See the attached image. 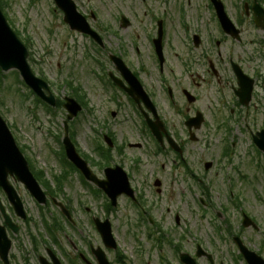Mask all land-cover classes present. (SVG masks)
I'll return each instance as SVG.
<instances>
[{
  "label": "rangeland",
  "instance_id": "rangeland-1",
  "mask_svg": "<svg viewBox=\"0 0 264 264\" xmlns=\"http://www.w3.org/2000/svg\"><path fill=\"white\" fill-rule=\"evenodd\" d=\"M2 1L5 4L3 13L8 24L19 34L21 40L27 41V62L31 70L37 77L46 80L55 99L70 97L74 89L84 96L85 108L69 122V135H73L72 142L76 143L77 149L101 166L100 157H96L93 149L101 144L105 146L102 135L107 132L112 134L114 143L118 146L120 143L145 145L135 149L124 146L122 155L113 150L110 161L131 170L134 160H140V173L135 174L132 182L135 186L139 183L145 206L151 210L152 218L158 222L153 227L146 223L141 224L138 212L127 200L119 199L117 207L112 211L113 215L109 216L118 246L116 251L106 252L110 264H178L177 257L170 255L172 249L167 246V241L172 242V246H179L183 252L194 250L199 244L213 256H217V262L220 260L223 264H245L232 256L236 249L227 235L226 222L233 233L240 231L245 245L264 259V204L255 202L257 196L264 197V156L254 152L255 147L250 137L260 129L264 130V103L257 111H253L247 122L237 125L233 123L234 118L228 116L232 108L228 95L226 98L218 97L212 85L201 87L196 90L201 99L193 108L203 114L205 122L204 127L195 133L197 142H190L186 131L180 135L181 127L170 121L173 115L168 112L167 104L158 101L162 113L172 124V130L184 142L190 165L188 166L202 180L199 188L196 181L184 176L183 169L172 170L164 159L150 158L149 137L142 135L129 99L118 94L116 90H111L105 79L108 72L116 74L108 55L123 54L132 70L143 68L150 72L149 80L158 93L161 89L160 80L154 67L156 63L152 49L147 41L150 19L146 12L154 9V14L160 16L166 8V18L170 21L172 19L173 28L179 32L177 36L181 38L177 20L178 8L184 11L187 27L191 31L195 30L201 20L207 17L200 16L204 11L200 0H190L189 5L185 3L186 0H167L165 7L159 0H146L144 4L141 0H77V9L83 16L93 13L94 21L87 17L88 22L95 31L104 34L103 49L93 44L88 37L70 31L52 0ZM122 16L130 22L129 27H121ZM176 45L177 51L185 56L180 45ZM170 49H173L172 46H167L169 58L175 61V48ZM168 72L169 69L166 70L168 76L163 74L170 86L175 87L176 82ZM209 80L208 78L207 81ZM188 85V80L184 81L176 91ZM262 91L257 89L258 99H263ZM218 98L226 101L220 109L216 104ZM111 113L115 116L112 117ZM234 116L236 119L235 114ZM0 117L10 129L17 146L29 162V167L42 173L43 181L48 184L47 188L59 189L55 179H61V191L57 192L54 199L64 206L68 205L73 223L70 226L61 219L58 208L54 205L40 209L21 184L9 179L29 217L28 223L19 224L21 231L14 240L11 252L16 257L15 263L19 264V258L25 256L28 264H37V256H43L49 248L61 250V253L65 251L69 255L72 253V259L75 255L82 254L90 264H95L88 248L103 247L91 220L94 217L101 219L109 213L104 209L105 197L94 195L89 186L83 184L79 174L67 168L60 156L66 111L61 107L48 112L45 107L35 102L34 96L22 83L18 73L10 71L1 73ZM223 122L227 123L228 131L220 128ZM224 144L229 149L232 148V162L215 167ZM205 162L213 163L212 168L206 172L203 168ZM236 170L241 171L246 181L239 179ZM92 171L100 177V170ZM156 175L163 177L158 178L163 182V188L169 190L161 198H158L150 184V177ZM201 186L206 188L211 206L202 208L198 205V199L202 197ZM0 200L3 205H7L1 192ZM234 201L237 203L236 207L233 205ZM241 212H250L260 223V230L254 232L242 229L239 219ZM217 213L220 215L219 219L215 218ZM175 215L179 217L177 225L173 224ZM54 220L61 228L55 233L56 245L46 232L45 226ZM156 227H159L160 232L156 231ZM217 228L220 231L217 232ZM29 232L37 242V250H34ZM160 237L163 240L158 244L155 241ZM77 264L83 263L79 261ZM199 264L206 262L202 259Z\"/></svg>",
  "mask_w": 264,
  "mask_h": 264
},
{
  "label": "flooded vegetation",
  "instance_id": "flooded-vegetation-1",
  "mask_svg": "<svg viewBox=\"0 0 264 264\" xmlns=\"http://www.w3.org/2000/svg\"><path fill=\"white\" fill-rule=\"evenodd\" d=\"M141 1L143 4L146 2V0ZM200 1L204 6V11L200 14V16L207 17L201 20V24H199L197 29L192 31L184 22V11H182V8H178L177 20L182 33L181 38L177 36L179 32L175 31L173 28L172 19L170 21L168 18H166V15L168 14L166 8L160 14V16H156V14H154V9H150L146 12V15L148 13L147 17L150 19V28L147 41L152 49L153 57L156 63L154 67L155 70H157L158 79L160 80L161 89L158 93L153 89L149 80L151 79V74H149L150 72L144 71L143 68L132 70L129 67V64L125 61V56L123 54H119L117 56L132 72L140 84L142 91H136L133 96L130 97V87L120 72L116 71L115 74L116 77L121 81L119 86H116L108 78L112 83L109 84L108 87L111 90H116L118 94H121L129 99L142 135H148L150 141L149 147L151 148L150 158L164 159L166 164H168L170 166L169 168L172 170L183 169L184 176H188V178L196 181L199 188L202 180L198 179V173H196V171L190 169L184 142L183 140L179 139L174 130H172V124H170V121L175 122L179 127H181L180 135L183 134V131H186V134H188V126L195 127L197 125V123L193 120L196 118V114L200 111L193 107L201 99L199 94L196 93V90L201 89L203 86L208 87L209 85H212V89L215 90L214 93H216L218 97L226 98L228 95L232 102V108L228 116H232L234 118H232L233 123H236L237 125L247 122L248 117L254 113L253 111H257V108L262 103H264V97L263 99H258L257 97V89L263 90L262 92L264 94V0ZM159 2L160 4L164 5V7L167 5V0H159ZM185 3L189 5L191 2L190 0H186ZM125 23L128 27L130 26L129 21L121 20L122 28H124L123 25ZM159 31L161 33L160 45L163 52L162 60H158L155 51V44L160 34ZM98 33L100 34L103 41L102 45H100L101 49H103L105 47L103 37L104 34L100 32ZM176 44H179L180 49L184 50L185 56L177 51ZM167 46H172L173 49L175 48V61H171L169 58ZM134 48L136 50L135 46ZM197 51H200V53H196ZM108 58L112 63L109 55ZM167 69H169L168 73L171 79L176 82V85H174L175 87L170 86L167 78L163 74L165 73L166 76H168L166 73ZM110 74L111 73L108 72L107 77H109ZM208 78L210 79L209 81H207ZM187 80L189 85L187 87L179 88V90L176 91V88L179 86V84ZM248 90H250V93L247 96L249 99L247 102V99L244 98V94L245 92H248ZM188 93H190L191 97H188ZM158 101H164V103L167 104L168 112L172 113L173 115V118H171L170 121L167 119V116H164L162 113V110L158 105ZM225 103L226 101L222 100L221 98H218V101L216 102L219 109ZM234 114L236 115V119ZM111 116L113 117L115 114L111 113ZM203 126L204 123L202 124L201 128ZM224 127H227V123L223 122L220 128ZM153 130L157 132L161 131V139H157V133L153 134ZM110 136L111 139H113V136ZM168 137H170L175 143H169ZM112 141H114V139ZM188 141L190 140L188 139ZM195 142H197V140ZM104 145L105 146L101 144V154L104 152L102 158L97 154V146H95L93 149L95 150L94 153L96 157H100L99 159L101 160V166H99L93 159L88 158L89 167L92 170L94 169L96 171H101V180H106V172L108 169H113L115 166L123 169L126 172L129 184L133 191V197L123 195L120 197V199L127 200L129 205L136 212H138V219L141 224L146 223L148 226L153 227L158 221L152 218L151 210L145 206V199L142 196L139 183H137L135 186L132 182V179H135V174L138 175V173H140V160H134V165L131 170L124 169L123 167L115 165L110 161V155L113 150H115L116 154L122 155V152L124 151V148L122 149V147L127 146L128 148L132 149L141 148L145 147L144 143H120V146H118L117 143H112V146H108L104 143ZM231 154L233 153H227L221 150L219 155V160L221 163H219V160L216 161L215 167H217L219 164L224 165L225 163H231ZM221 169L222 166H220V170ZM235 173L238 174L240 180L246 181V177L243 176L241 171L236 170ZM172 174L173 173L171 172L170 175ZM158 177L163 178L158 175L151 176L150 178L152 181L150 184L153 186V190L157 193L158 198H161L162 196H165V192L169 190L168 188H163V182ZM170 179L171 177L169 180ZM173 183H175V180ZM201 190L202 197L201 199H198V205H200L202 208H205L208 205L211 206V204L208 203L209 194L206 191V188L201 186ZM255 202L264 204V197L257 196V200H255ZM233 205L235 207L237 206L236 201H234ZM2 206L3 210H0V223L2 224V227H4L3 230L9 240V250L7 254L8 260L5 264H16V257L12 254L11 250L14 246L15 238L21 231V226L19 224L22 223L25 225L28 223L29 217L24 207L22 209V215H19L11 208L8 202L7 205L2 204ZM116 207L117 205L111 207L109 202L106 200L104 209L106 213L109 214H106L100 220H107L112 225V220H110L111 218L109 216L113 215L112 211H114ZM66 208L69 214H71L69 208ZM58 212L59 215L62 216L59 209ZM244 214L251 218L252 223H255L256 228H253L252 226L249 228L242 226V218ZM4 219H7L9 224H6ZM160 219H162V216ZM239 219L242 229H250L254 232L260 230V223L257 222L250 212H241ZM173 224H179V217L177 215L173 217ZM225 224L226 228H228L226 229L227 235L230 236L233 247L236 249L235 254H232V256H235L236 260L238 259L243 261L240 258L237 246L234 243V239L237 237H239L243 242V239L240 237L241 233L240 231L233 233L230 227H228V224ZM60 229L61 228L59 224L56 223L55 220L52 223H47L46 232L52 238L54 245L57 244L55 233L56 231L59 232ZM156 231L160 232L159 227H156ZM218 231L220 230H217V232ZM162 238L163 237L156 239L155 242L159 244L160 240H163ZM30 239L33 243L34 250H37V242H35V238L32 234ZM166 244L172 249L170 252L171 257H177L176 261L178 264H182L181 258L183 254L190 256L194 260L195 264H199V261L202 259L205 260L206 264H223V262L220 260L217 262L218 257L213 256L211 252L203 249L199 244L195 246L194 250L187 252H183L179 246H172V242L170 241H167ZM243 244L245 245L244 242ZM245 246L249 249L247 244ZM198 247L201 248V251L204 254H200V251L197 249ZM93 249L94 248L90 246L88 251L92 257V260L95 262L92 253ZM206 255H209V258ZM75 258L77 261H75ZM75 258L72 259V253L69 255L65 251L61 253V250L55 251L48 248L45 250V254L43 256H37L36 262L37 264H54V262L58 260L60 264H77V262L79 263V261H82L85 257L82 254H79L78 256L75 255ZM118 259H120L119 256ZM18 262L19 264H28L25 256H21ZM0 264L4 263L0 260Z\"/></svg>",
  "mask_w": 264,
  "mask_h": 264
},
{
  "label": "water",
  "instance_id": "water-1",
  "mask_svg": "<svg viewBox=\"0 0 264 264\" xmlns=\"http://www.w3.org/2000/svg\"><path fill=\"white\" fill-rule=\"evenodd\" d=\"M55 5L63 12L64 22L67 23L71 30H75L79 33L89 35L93 39L99 42L98 36L94 33L86 20L76 11L75 5L72 0H53ZM126 26V23L124 24ZM157 51L159 47L157 45ZM28 52L26 48L22 45L18 37L8 26L5 17L3 16L0 10V69L2 72H8L11 70H16L24 83L31 89L33 92L40 97L44 102L48 103L52 107L55 106V100L50 95L48 87L45 82L36 78L30 67L27 64ZM116 68L123 74L129 83L131 90L130 94L135 93L140 89L139 84L131 73L125 68L123 63L116 58H112ZM116 81V80H114ZM250 90H248L249 92ZM45 92L47 95H45ZM248 92H245V97L248 95ZM248 100V99H247ZM64 109L68 112L67 120H72L76 117L77 113L81 111V107L72 99L65 98ZM154 134H158L157 131L153 130ZM105 141H109L105 138ZM255 145L264 153V132H260L254 138ZM63 146L65 150V155L68 161L73 164L84 178L93 183L97 188L103 190L108 197L115 201V199L121 194L130 195L131 191L128 186V181L124 172L119 169L108 170L106 181H100L89 170L86 162L80 158L77 154L73 144L71 143L68 132H67V123L64 122V139ZM209 166H206L208 168ZM15 176L18 181H20L29 193L36 199L40 204L45 203V196L40 190L39 186L33 179L31 173L28 170L27 163L23 156L20 154L18 148L15 145V142L6 127L4 121L0 118V186L3 188L6 193L9 202L13 206L17 214L22 215L21 203L16 196L13 189L8 185L7 177ZM97 230L99 231L104 243L107 246L113 247L110 226L108 222L99 223L95 221ZM244 226H248L244 222ZM4 234L0 228V241L4 240ZM240 252L245 258L247 264H264V261L256 256L254 253L248 252L239 241ZM9 249V244L5 242L2 244L0 242V252L2 258H5ZM100 264H106L101 253H96ZM185 263H188V260L184 258Z\"/></svg>",
  "mask_w": 264,
  "mask_h": 264
},
{
  "label": "trees",
  "instance_id": "trees-1",
  "mask_svg": "<svg viewBox=\"0 0 264 264\" xmlns=\"http://www.w3.org/2000/svg\"><path fill=\"white\" fill-rule=\"evenodd\" d=\"M0 79H1V73H0ZM74 92L76 93V99L82 104V105H84V96L83 95H79V90H77V89H74ZM58 106H59V104H58ZM39 178H42V173L41 172H38L37 174H36ZM38 178V179H39ZM56 180V182H57V186H58V188H59V190H60V185H61V179L60 178H56L55 179ZM47 185V187H48V184L45 182V185L44 186H46Z\"/></svg>",
  "mask_w": 264,
  "mask_h": 264
}]
</instances>
